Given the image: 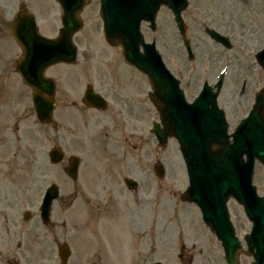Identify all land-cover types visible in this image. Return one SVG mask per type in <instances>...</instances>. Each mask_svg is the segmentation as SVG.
Instances as JSON below:
<instances>
[{
  "label": "rangeland",
  "instance_id": "rangeland-1",
  "mask_svg": "<svg viewBox=\"0 0 264 264\" xmlns=\"http://www.w3.org/2000/svg\"><path fill=\"white\" fill-rule=\"evenodd\" d=\"M89 1L90 4L79 14L83 27L73 39L78 49L75 67L60 66L50 69L46 75L58 81L64 92L75 89L78 94L82 85L90 81L97 82L105 76L117 79L122 74L128 82L125 93L135 99L134 103L129 105L126 102L120 112L111 106L100 113L83 107L80 102L78 106L86 111L68 114L67 109H75L65 102L60 104L63 119L60 128H57L54 123L48 126L37 124L28 94L23 101L29 107L25 108L20 120L9 123V118L4 117L8 123L6 129L11 133L6 141L0 143V153L11 152L14 155H0V167H6L17 186L26 189L34 185L40 195L52 183L59 187L61 195L76 191V204L80 206V211L84 213L82 208L88 207V215L94 216L92 230L96 236L110 238V245L106 246L109 252L105 257L106 264H224L220 244L201 222L198 211L193 205L180 200L188 181L176 141L169 139L166 145L159 146L150 132L152 122L157 120V113L147 98L150 88L146 77L123 62L121 48L105 43L99 2ZM20 2L36 15L43 33L53 36L60 24L58 21L57 25L55 21L56 15L58 18L60 15L56 2L15 0L16 10ZM182 16L186 37L194 54L192 61L186 58L170 12L165 8H161L157 14L156 33L143 27L145 41L150 42L159 35L157 48L167 68L180 80L188 100L195 97L204 81L213 83L224 70L226 79L219 105L229 117L231 110L223 100L242 88L246 89V100L263 86L262 71L253 60V54L263 44L259 38H253L249 2L240 0L234 10L236 27L232 32L234 41L230 53L203 33L204 26L224 32L219 29L217 21V0H188V8ZM18 81L15 87H23L26 92L27 88ZM17 133L22 143L18 142ZM52 147L61 148L65 155L57 165L50 164L46 156ZM71 156L80 159L76 181L64 173ZM157 164L163 166L162 177L155 174ZM124 178L135 180L138 188L128 192ZM254 182L262 194L264 166L257 167ZM106 194L110 195L111 200L110 208L105 212L102 207L96 208L91 203L94 199L90 196H96L98 206V198ZM57 204L53 205L54 212L58 211ZM36 209L35 203L30 211L37 214ZM235 225L236 234L242 241L250 230V224L241 214ZM126 227L128 231H125ZM130 235L134 237L133 246L127 245ZM75 253L74 263H87L88 256L84 250H75ZM55 257L54 251V264ZM239 262L251 264L252 259L241 254Z\"/></svg>",
  "mask_w": 264,
  "mask_h": 264
},
{
  "label": "water",
  "instance_id": "water-1",
  "mask_svg": "<svg viewBox=\"0 0 264 264\" xmlns=\"http://www.w3.org/2000/svg\"><path fill=\"white\" fill-rule=\"evenodd\" d=\"M63 9L62 28L60 37L57 40L42 43L47 46V55L42 63L31 62L23 64L19 70L25 83L34 89V108L38 120L45 122L48 120L52 105H46L41 93L46 92L52 95L54 84L51 80H45L42 76L47 66L57 62L73 63L76 57V49L71 42L72 35L81 28V22L77 19V14L86 4L85 0H58ZM160 3L169 4L176 16V23L181 33L183 26L179 14L186 6L184 0H100V13L103 19V29L105 38L112 45L120 44L123 48V57L126 63L134 66L138 71L147 75L154 93L150 95L156 97V101L161 103L159 107L160 121L162 129L154 124L153 133L158 142L164 144L169 135L176 137L183 159L188 167L190 187L182 195L183 200L194 202L201 210L204 222L215 233L225 252L226 264H238L237 254L240 250V243L234 235L226 208L225 200L227 195H234L244 206L247 218L252 223L251 232L245 236L247 253L252 256V264H264V199L258 198L251 187H246V183L251 181L252 165L254 158L264 162V150L257 151V146L264 138L263 116L264 113V92L257 96L256 105L250 113L249 121L254 125V132L249 139L248 145L254 146L255 153L246 155V162H242V153L246 150L244 144L237 136L235 146L227 144L225 135L226 124L221 115H217V110L212 99V109L207 111L201 105L202 101H197L193 105H186L182 92L178 89V82L169 74L160 61L159 55L154 50L153 44L143 43L142 35L139 32L141 21H149L151 28L154 27V16ZM208 35L216 40H221L215 32H208ZM189 52L187 41L184 42ZM142 47L143 52L139 51ZM24 62L30 57V47L25 45ZM189 56L190 53H189ZM264 69V63H261ZM92 97V94H89ZM248 119L246 121H248ZM205 120V123L203 122ZM213 123V125H212ZM209 125L223 129L217 147L220 150L215 155H210L209 145L205 143V136L209 131ZM245 125L243 124V127ZM246 127V126H245ZM194 147H198L202 154L191 155ZM260 149L264 147L259 146ZM62 153L54 149L49 153L52 163H58L62 159ZM78 160L72 158L70 165L66 169V174L75 179L77 173ZM234 169V171H233ZM162 169L159 174H162ZM242 174L241 182L237 179ZM127 185L132 183L126 181ZM240 183L241 186H237ZM241 189V190H240ZM247 191V196L242 195V191ZM55 186L49 187L42 205L44 215L50 202L55 198ZM210 210H214L211 213ZM159 264V263H157Z\"/></svg>",
  "mask_w": 264,
  "mask_h": 264
},
{
  "label": "flooded vegetation",
  "instance_id": "flooded-vegetation-1",
  "mask_svg": "<svg viewBox=\"0 0 264 264\" xmlns=\"http://www.w3.org/2000/svg\"><path fill=\"white\" fill-rule=\"evenodd\" d=\"M217 6L219 25L223 30L230 31L233 35L235 26L231 13L238 6V0H217ZM249 7L251 8V26L254 31L253 38H259L264 43V0H249ZM17 12L15 0H0V143L6 141L11 133L9 129H6L8 123L4 117L9 118V123H15L23 117L25 112V107L19 102L24 95L23 90L15 87V82L11 78V75H15L17 59L22 54L20 46L16 45L15 40ZM16 47H18L17 51ZM89 84L93 86V82H89L86 88ZM127 84V78L122 74L117 79L105 76L94 82L96 87L94 91L101 94L105 100H109V104L120 112L126 102L132 105L135 100L125 95ZM245 96L246 89L242 88L223 100L231 110L228 117V133H234L249 113L255 93L251 97L248 96L246 100ZM109 98L114 102L112 103ZM54 100L58 111L55 124L57 128H60L59 125L63 119V113H60L62 110L60 104L68 102L75 111L67 109V113H78L80 98L75 89H67L64 92V89L60 88L55 93ZM224 108L227 109L225 106ZM15 127L18 131V127ZM18 138V141L21 142L22 139ZM0 155H14V153H0ZM259 166L261 165L257 164V167ZM257 167L254 180L257 176ZM255 186L259 192L258 185L255 184ZM38 191L34 185L28 186L26 189L17 186L6 167H0V264H54L52 258L54 251L57 264H76L73 262L76 256L75 250L85 251L88 259L84 264H106L105 257L109 254L106 246L110 245V238L96 236L92 230L94 219L91 216L79 215L77 205H73L77 200V194L60 196L58 211L54 212L51 209L49 221L45 222L39 212L35 214L20 210L22 207L28 210L32 209L40 197ZM260 195H264V191ZM32 196L34 197L31 198ZM101 198L102 206L109 209L110 195L106 194ZM226 206L234 225L239 222L240 215H243L242 207L231 198L227 200ZM81 223L83 231H80L79 228ZM80 233H82L81 236ZM130 240L132 244L133 237H130ZM139 249H142V246H139ZM59 253H61V258ZM65 255L67 258L63 261Z\"/></svg>",
  "mask_w": 264,
  "mask_h": 264
},
{
  "label": "bare ground",
  "instance_id": "bare-ground-1",
  "mask_svg": "<svg viewBox=\"0 0 264 264\" xmlns=\"http://www.w3.org/2000/svg\"><path fill=\"white\" fill-rule=\"evenodd\" d=\"M125 231H128L127 227H126ZM128 234H129V233H128Z\"/></svg>",
  "mask_w": 264,
  "mask_h": 264
}]
</instances>
